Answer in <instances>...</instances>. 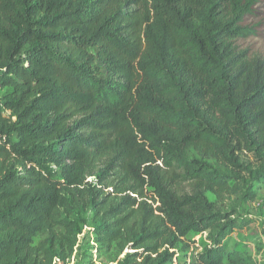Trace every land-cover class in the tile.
Here are the masks:
<instances>
[{"label": "trees", "instance_id": "trees-1", "mask_svg": "<svg viewBox=\"0 0 264 264\" xmlns=\"http://www.w3.org/2000/svg\"><path fill=\"white\" fill-rule=\"evenodd\" d=\"M259 2L0 0V264H67L88 227L115 264L205 232L191 264L251 263L226 241L264 185Z\"/></svg>", "mask_w": 264, "mask_h": 264}, {"label": "rangeland", "instance_id": "rangeland-1", "mask_svg": "<svg viewBox=\"0 0 264 264\" xmlns=\"http://www.w3.org/2000/svg\"><path fill=\"white\" fill-rule=\"evenodd\" d=\"M253 27L255 34L246 38L236 40V44L248 50L251 55L264 57V0L254 7L253 13L245 18L243 23ZM258 197L255 201L245 203L241 208V215L246 216V225L237 228L227 239L226 246L230 249L236 242L246 243L247 250L251 256L250 264H261L264 262V185H258ZM210 198L215 200L214 195ZM241 217V218H242ZM86 228L80 235L81 253L73 257L67 264H115V257L111 253L100 252L93 241L94 236ZM209 233L191 234L190 250L184 253H177L175 262L177 264H191L195 260L196 254L203 250L208 240ZM94 246L95 248H93ZM64 264L63 262H59Z\"/></svg>", "mask_w": 264, "mask_h": 264}]
</instances>
